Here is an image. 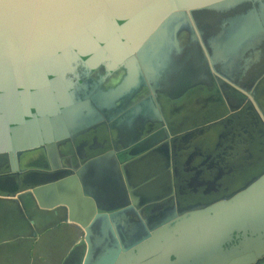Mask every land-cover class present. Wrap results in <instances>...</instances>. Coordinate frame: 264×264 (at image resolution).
Returning a JSON list of instances; mask_svg holds the SVG:
<instances>
[{
    "label": "water",
    "instance_id": "95a60500",
    "mask_svg": "<svg viewBox=\"0 0 264 264\" xmlns=\"http://www.w3.org/2000/svg\"><path fill=\"white\" fill-rule=\"evenodd\" d=\"M195 11L219 29L203 38L201 25L191 63L179 30ZM250 16L260 30L239 43L234 29ZM261 57L264 0H0V196L29 190L40 208L61 207L84 230L82 264H264V167L233 188L219 180L143 201L128 168L214 126L198 113L224 82L257 84ZM180 111L190 126L166 132ZM205 154L190 157L199 175Z\"/></svg>",
    "mask_w": 264,
    "mask_h": 264
},
{
    "label": "crops",
    "instance_id": "0c3cea01",
    "mask_svg": "<svg viewBox=\"0 0 264 264\" xmlns=\"http://www.w3.org/2000/svg\"><path fill=\"white\" fill-rule=\"evenodd\" d=\"M89 140L93 146L98 141ZM81 141L79 147L87 149ZM245 146L242 141L233 143L228 156L244 161ZM237 171L244 173L243 168ZM139 193L146 196L145 190ZM85 253L84 230L67 220L61 207L40 208L29 190L0 196V264H82Z\"/></svg>",
    "mask_w": 264,
    "mask_h": 264
},
{
    "label": "flooded vegetation",
    "instance_id": "af4514ba",
    "mask_svg": "<svg viewBox=\"0 0 264 264\" xmlns=\"http://www.w3.org/2000/svg\"><path fill=\"white\" fill-rule=\"evenodd\" d=\"M246 7L247 5L240 6V10H243ZM190 17H191V19L189 20L191 23L190 28L193 31L194 36L190 35V28L188 27L187 23L180 24L182 25V27L179 30L181 43L187 41L188 47H192V48L194 47L195 39L192 37H195V38L198 37L199 35L198 30L199 31L201 30V25H209V27L205 29V33H203V38H206L208 34L211 35L215 33L219 29L217 26L219 17H217L215 21L208 17L209 20H212V22L210 21V23L206 22L205 21L206 19L204 20V23H201V20H200L201 17L199 13L196 11L191 13ZM258 63L259 64L256 65L255 69L252 68L253 69L252 74L257 72L259 68L261 67L264 68V57H261ZM252 93L256 94L255 97L257 98L259 107L264 111V107L262 103V96H264V79H262L260 83L258 82L256 84ZM163 106L164 105H162V108ZM0 108L2 112L3 104L1 102H0ZM164 109L165 107L162 109V111H164ZM245 111L251 114V117L253 118L252 121L255 122V126L257 125V128L253 130V133L257 132V135H259L260 137H263V140H264V130L258 128L259 124H258V120L256 118L255 113H252L251 110L245 109ZM4 127L5 126H3V122H0V131L5 132ZM261 130L263 132H261ZM106 132H107V128L105 126L101 125V127L98 128L99 137L102 136L100 135L101 133L103 134ZM198 136L200 138L197 140L196 143H194L195 141L194 142L189 141L188 143H182V142L177 141L176 142L177 146H175V144H172L173 150L171 151L170 149V152L168 153L165 151V148L162 147L161 152L156 151L157 153H159L158 156L156 154V157H155V153L153 152L149 154L148 156L135 160L131 164H129L130 167L128 168L130 169L129 173L131 175V179L133 181H136L139 184V188L137 189V192L139 193V190H145L146 193L150 194L148 195V198H147L149 200V199H152L150 192L159 191L160 192L159 198L161 199L163 198L162 200H165V198L169 196L168 195L169 193L177 194L179 196H182V194L184 193L189 195L191 193H194V191H198L197 188H199L198 187L199 184L202 186L203 185L202 183L205 184L207 183V181H210L213 183L214 181L216 182V181H219L220 179H224L225 177H222V176H224L223 172L227 170V164H226V161H223V160L225 159V156L228 155L229 153V147H226V145H222V143L217 141L215 143H212L211 147H209L208 151L206 152L203 149L202 142L201 143L199 142V140L203 139V137H201L200 134ZM81 139L84 140L83 138L80 137V140L77 141L78 145L82 144ZM244 141H242V143H244L246 146H249L250 150H252L251 149L252 143L249 142L250 140H247V141L244 140ZM66 144H68L67 141H66ZM195 144H200V145L197 147ZM66 147H65L64 153H63V150L61 151L64 156L63 160H66L67 158V148ZM80 148L81 150H84L82 147ZM196 152H198L199 154L203 156L206 153L205 155H207V159L205 160L203 166H205L206 163L209 167L211 166V170L207 169V167L205 168L201 167V171L203 172L202 175H199L197 171L193 170L194 162H191L190 157ZM220 155H222V158H221L222 160H219V158L221 157ZM244 157L246 158L248 162V167H247L248 170H244V173L242 174H239L238 171H233L232 174H230L232 175L231 178H235L236 176H242L245 173H247L246 171L250 170L249 168L252 165L251 163L254 162V160L251 159L252 160L251 162L249 160L250 158H249V155H247V153ZM219 161H223L225 164H222ZM216 163L221 164V167L219 169L217 166H215ZM259 167L263 168L264 164L263 165L260 164ZM174 169L176 170L175 174H173L172 172ZM196 184L197 186H195ZM202 188L205 189L206 187L202 186ZM198 194L199 192L197 193V195ZM141 195L142 193H139V197L142 198ZM143 198H145V196ZM152 203L153 202H148V204L151 206L150 208L154 211L156 210L161 211V210H164L165 208V206H161L159 204H155V206H152L153 205ZM190 203L195 204V202H190ZM182 207H188V206L183 204Z\"/></svg>",
    "mask_w": 264,
    "mask_h": 264
},
{
    "label": "rangeland",
    "instance_id": "374dc122",
    "mask_svg": "<svg viewBox=\"0 0 264 264\" xmlns=\"http://www.w3.org/2000/svg\"><path fill=\"white\" fill-rule=\"evenodd\" d=\"M208 17H213V15L208 16ZM262 79H264V77H262L261 80H259V83L262 81ZM255 86H256L255 81L252 80L251 78H246V77L245 78L243 77L242 81H240L238 85L234 83H228V85H226V82H224V84L221 85V87L223 88V91L220 89V93H221L220 101L222 102L218 101L216 103V106L215 104H207L206 108L204 109V112L202 113L201 111L200 113H198L199 116L205 120L204 123H210L211 125H214V126H210L207 129H205L203 133H199L201 137H203V139L206 141V145L208 148L211 147L212 143H215L217 141L222 143V145H226V147L231 146L233 143L237 141L250 140L249 142L252 143V146H251L252 150H250L249 146H245L244 152L247 153V155H249V158H250L249 160L251 162L252 160H254V162L251 163L253 166L252 165L250 166L249 168L250 170L246 171L247 173H245L243 177L237 178L236 176L235 178H231L232 175L230 174H232L233 171H237L239 168L248 170L247 169L248 162L245 157L243 158L244 161L241 159L240 161L237 160L236 162L235 159H231V157L226 155L225 159L223 160V161H226L227 170L223 172L224 176L222 177H225V178L220 179L221 180L220 182L225 181V184H227L228 182H231L230 188L236 187L240 183H242L244 180L249 179L253 174H255L256 172L260 170L261 168L259 167L260 164L262 165L264 164L263 137H260L259 135H257V132L253 133V130L257 128V125L255 126V122L252 121L253 118L251 117V114L248 113L247 111H242V112L240 111L242 107L250 103L251 104L250 110L252 111V113H255L256 118L258 120V124L260 125V126L258 125V128L264 129V111L259 107L257 98L255 97L256 94L252 93ZM263 100H264V96H262V103L264 107ZM220 105H222L223 107ZM214 107H218L219 109L216 115H213ZM205 110H208V111L205 112ZM208 113H209V116H208ZM231 113H239V114L238 116H235L234 119H232L233 117H229ZM182 116L185 118L184 120H181ZM176 117H178L179 119H177ZM190 120L191 118H188V117L186 118L185 115L180 111L179 113H177L175 116L172 117L171 124H169V127H167L166 132L168 133L178 132L184 128H187L190 126L189 124ZM199 134H196V136L194 137L195 138L194 141L200 138L198 136ZM101 141H102V138L99 139V136H98V141L94 143H101ZM175 146H177L176 142H175ZM68 159L69 158H66V160ZM223 161H219V162L222 164H225ZM69 163L73 164L75 162L70 160ZM206 165L207 163L205 164V166ZM215 166H217L219 169L221 167V164L216 163ZM206 167H208V165ZM210 170H211V166H210ZM202 184L204 187L206 186L207 188L211 186L212 182L207 181V183L205 184L202 183ZM195 186H197V184ZM150 193H151L152 199L159 198V195H160L159 191H152ZM147 198L148 196L146 193L145 199L148 200ZM143 200L144 198L142 197L141 201Z\"/></svg>",
    "mask_w": 264,
    "mask_h": 264
},
{
    "label": "bare ground",
    "instance_id": "6f19581e",
    "mask_svg": "<svg viewBox=\"0 0 264 264\" xmlns=\"http://www.w3.org/2000/svg\"><path fill=\"white\" fill-rule=\"evenodd\" d=\"M237 23H238L237 27L235 28L234 25H236V23H233L234 25L232 28H235L234 34L237 37L239 43L244 42L248 36H250L251 34L256 33L258 30H260L259 27L261 26L259 20L257 18H255L254 16L245 17V18L241 19L240 21H238ZM168 33H170V35ZM166 34H167L168 38L171 37V32H167ZM167 36L165 37L166 40L168 39ZM228 41L230 43L232 42V36L230 38H228ZM234 42H237V41H234ZM160 45H162L161 47H162V51H163L164 42H162V44H160ZM239 46H241V45H235V47H237V49ZM190 51H191L190 53H188V52L186 53V58L188 57L187 60H189V58H190L191 63H192L196 60V54L194 53V47L191 48ZM165 58H167V57H166V54L164 52L158 55L159 62H163V60H165ZM172 61L174 63L171 66H176L177 64L179 65L181 63V58H179L178 60H176V58H174ZM192 66H194V65H192ZM164 67H166V66H164ZM154 71H155V67L154 68L152 67V73ZM158 72H162V70L160 69V70H158ZM208 90H209L210 94L213 91L211 86L208 88Z\"/></svg>",
    "mask_w": 264,
    "mask_h": 264
}]
</instances>
